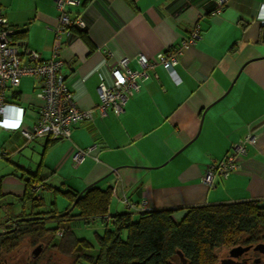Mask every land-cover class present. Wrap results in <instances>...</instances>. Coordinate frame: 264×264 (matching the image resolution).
<instances>
[{"label": "crops", "instance_id": "obj_1", "mask_svg": "<svg viewBox=\"0 0 264 264\" xmlns=\"http://www.w3.org/2000/svg\"><path fill=\"white\" fill-rule=\"evenodd\" d=\"M262 2L227 0L214 14V0H80L68 5L84 20L85 36L65 38L59 54L66 63V86L82 110L99 103L101 83L112 84L115 58L128 56V66L140 69L139 55L153 59L180 47L195 26L200 37L183 48L171 71L160 63L149 68L123 113L108 109L105 116L79 121L69 139L26 142L20 132L0 129V230L11 211L22 210L15 201L24 195L19 176L26 170L38 172L48 186L74 192L90 185L110 188L106 217L170 209L180 218L192 206L264 202ZM0 8L17 31L14 43L44 59L51 56L55 0H0ZM19 85L23 92L15 91L19 97L13 93L9 99L25 108L32 124L42 101L33 78L23 77ZM248 134L255 142L247 145L239 168L216 179L213 187L205 184L202 175L210 162ZM89 148L74 165L77 149ZM124 198L135 208H128Z\"/></svg>", "mask_w": 264, "mask_h": 264}, {"label": "trees", "instance_id": "obj_2", "mask_svg": "<svg viewBox=\"0 0 264 264\" xmlns=\"http://www.w3.org/2000/svg\"><path fill=\"white\" fill-rule=\"evenodd\" d=\"M84 37V29H74ZM17 31L11 37L13 38ZM264 41V26L260 30ZM11 97L18 98L14 93ZM25 185L24 195L16 199L20 212L11 211L4 231L0 230V251H11L25 238L33 243L49 238L48 249L73 257L71 264L81 260L89 264H216L223 246L264 244V202L258 200L192 206L180 218L174 210L115 213L106 217L111 189L90 185L80 192L45 184L38 172L25 171L19 176ZM2 175H0V182ZM53 198L61 194L69 205L58 211L46 205L43 193ZM3 197L0 189V199ZM10 206L13 203H9ZM27 208V210L25 209ZM99 218L104 232H94V243L78 238L71 222L89 223ZM54 222L53 227L47 226ZM40 254V253H39ZM39 254L29 264H39Z\"/></svg>", "mask_w": 264, "mask_h": 264}, {"label": "built area", "instance_id": "obj_3", "mask_svg": "<svg viewBox=\"0 0 264 264\" xmlns=\"http://www.w3.org/2000/svg\"><path fill=\"white\" fill-rule=\"evenodd\" d=\"M79 1L55 0L58 10L57 26L54 29L52 54L46 59L42 58L39 52L22 48L11 40L16 30L7 22L0 8V129L20 132L26 142L39 137L50 140L69 139L76 123L82 120L92 121L95 115L105 116L108 109L115 115H120L124 112L127 101L140 90L142 81L148 76L149 68L160 63L171 71L177 65L183 48L193 45L200 37L199 28L195 26L180 47L158 52L153 59L139 55L137 62L140 69H131L128 66L130 60L128 56L115 58L110 65L112 84L105 86L101 83L99 103L91 109L82 110L77 107L73 94L66 86V63L59 54L64 39L77 35L74 29L86 27L80 14L66 8ZM214 2L216 8L211 12L212 14L220 12L227 0H214ZM27 76L35 80V94L42 101L32 124L25 120V108L7 97L9 89L20 84L21 79ZM79 81L83 82L84 77ZM254 142V135L248 134L231 144L221 159L210 162L202 175V181L213 187L216 179L229 177L239 168L246 154L247 145ZM90 151L91 148L77 149L72 158L73 164L78 165ZM124 202L128 208H135L126 198ZM4 230L2 228V231Z\"/></svg>", "mask_w": 264, "mask_h": 264}, {"label": "rangeland", "instance_id": "obj_4", "mask_svg": "<svg viewBox=\"0 0 264 264\" xmlns=\"http://www.w3.org/2000/svg\"><path fill=\"white\" fill-rule=\"evenodd\" d=\"M15 91H22V85L13 86L7 92V97L9 98ZM26 120V119H25ZM1 132V131H0ZM8 132V131H7ZM3 140L0 137V144ZM34 167V166H32ZM18 173H21L18 170ZM46 205L42 210H49L52 208L51 202H56L58 211H62L67 205V201L63 198L61 194H57L53 198L48 193L42 194ZM27 210V208L25 207ZM47 226L53 227L54 222H48ZM71 227L78 238H84L94 243V232L102 234L104 232V225L99 221H90L89 223H83L80 220L71 222ZM49 236L41 240L40 246L41 251L39 254L40 262L39 264H71L73 257H67L61 255L58 251L53 249H48L49 246ZM264 242V241H262ZM38 245V243H33L30 238H25L22 240L15 248L11 251H0V264H29L32 259V250ZM228 248L221 247L218 251V261L219 258L227 253ZM78 264H89L88 262L81 260ZM217 264V263H216Z\"/></svg>", "mask_w": 264, "mask_h": 264}, {"label": "flooded vegetation", "instance_id": "obj_5", "mask_svg": "<svg viewBox=\"0 0 264 264\" xmlns=\"http://www.w3.org/2000/svg\"><path fill=\"white\" fill-rule=\"evenodd\" d=\"M236 246H249V248L235 257V262L239 264H264V246L257 247L255 244L242 243L229 247L227 253L219 258L217 264H219L222 259H228L230 257V249Z\"/></svg>", "mask_w": 264, "mask_h": 264}, {"label": "water", "instance_id": "obj_6", "mask_svg": "<svg viewBox=\"0 0 264 264\" xmlns=\"http://www.w3.org/2000/svg\"><path fill=\"white\" fill-rule=\"evenodd\" d=\"M81 193V192H80ZM264 246V244H258L257 247ZM249 246H236L230 249L229 254L230 257L228 259H222L219 264H239L234 261V258L237 257L240 253L247 250ZM41 251V246L37 245L33 250L32 253L34 256H37Z\"/></svg>", "mask_w": 264, "mask_h": 264}]
</instances>
